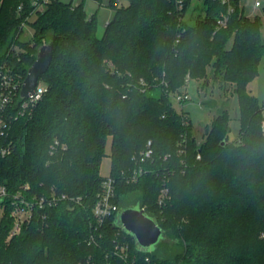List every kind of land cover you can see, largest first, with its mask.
Returning a JSON list of instances; mask_svg holds the SVG:
<instances>
[{
  "label": "trees",
  "instance_id": "1",
  "mask_svg": "<svg viewBox=\"0 0 264 264\" xmlns=\"http://www.w3.org/2000/svg\"><path fill=\"white\" fill-rule=\"evenodd\" d=\"M33 1L0 0V66L23 81L37 47L53 42L38 78L46 92L0 137V148H9L0 155V264H148L146 256L149 264H264V115L248 88L264 53L260 17L229 0L226 24L215 29L226 11L219 0H200L191 11L192 0L181 11L175 0H109L114 14L98 36L84 1L46 0L38 8ZM26 23L32 37L22 41ZM209 77L232 86L239 129L228 138L222 109L197 145L173 97L185 92L186 78L206 85ZM23 100L18 92L10 111ZM105 155L119 209L143 207L162 228L156 251L141 250L116 214L95 223L90 205ZM162 187L169 197L158 205ZM19 190L29 199L54 191L81 202L35 207L9 236ZM117 243L127 246L125 259ZM174 245L180 250L171 252Z\"/></svg>",
  "mask_w": 264,
  "mask_h": 264
},
{
  "label": "rangeland",
  "instance_id": "2",
  "mask_svg": "<svg viewBox=\"0 0 264 264\" xmlns=\"http://www.w3.org/2000/svg\"><path fill=\"white\" fill-rule=\"evenodd\" d=\"M64 3L72 2L76 5L80 1H84V10L87 15L95 14L96 15V34L101 36L107 21L111 19L114 14V9L108 6L109 0H60ZM200 0H192L189 11L194 8ZM254 0H243L245 10L251 8V4ZM261 8L256 12V15L260 17L262 21L261 26V37L264 39V0H260ZM128 0H117L116 4L118 6L126 5ZM244 13V12H243ZM33 18V16H31ZM30 18V19H31ZM32 37V28L26 23L23 25V32L19 37L22 41L31 40ZM17 50H20L19 46L15 47ZM40 84H42L40 82ZM185 92L187 93V99L181 103H176L173 101V105L176 110L183 108L184 111L188 113L191 125L193 127V134L196 139V144L199 145L204 137L206 127L211 122L213 116L217 114L222 109L228 111L230 121H229V133L228 138L233 139L238 134L239 129V106L238 98L235 94H232V86L227 82H222L220 80H212L210 77L206 85H203V80H190L186 78L185 83ZM248 88L258 99V103L262 108V115H264V53H262L260 62L258 64V73L257 76L248 84ZM262 127H264V121H262ZM106 153H109V145L106 146ZM110 172V158L108 155L102 157L99 174L102 177H107ZM3 207H0V217L3 214ZM165 239V235H161L158 243L150 246L148 248L149 252L156 251L158 249L159 242ZM174 248L171 252L180 250L178 245H174ZM159 255L164 254L163 249H159Z\"/></svg>",
  "mask_w": 264,
  "mask_h": 264
},
{
  "label": "built area",
  "instance_id": "3",
  "mask_svg": "<svg viewBox=\"0 0 264 264\" xmlns=\"http://www.w3.org/2000/svg\"><path fill=\"white\" fill-rule=\"evenodd\" d=\"M46 0H34L33 5L38 8L43 2ZM222 4L226 5V11L221 13L216 21L215 29L220 27H224L228 18V14L231 12L232 7L230 5L229 0H219ZM175 5L177 10L181 11L183 7V0H175ZM254 6H260V0L254 1ZM40 81L37 82L34 93L30 95L28 98H25L16 109L15 112L10 111V107L13 103V100L16 94L20 91V87L22 84V80H20L19 76L12 74L8 69L0 66V137L3 136L8 128L10 121L13 118H16L18 115H22L24 111L30 106L35 105V103L41 99L42 95L46 92V85ZM176 103H181L187 99V93L181 92L176 94L173 97ZM58 141L55 140L54 144L51 145V148L56 146ZM149 142L147 145L149 146ZM9 151L8 147L0 148V155L3 156ZM150 149L148 148L144 152V156H149ZM136 175L135 173L133 174ZM24 189L28 188V185L23 186ZM6 196V190L3 185H0V202L4 200ZM115 196V180L112 176L108 175L107 177H103L101 181L100 190L96 193V196L93 200V203L90 205L91 212L93 217L95 218V223H101L105 218L115 215L119 207L117 203L113 201ZM167 188L162 187L159 195L157 197L158 205H162L165 200L168 198ZM62 200H71L76 203L81 202L80 196H71L66 193H57L51 191L48 194L40 195V196H32L30 199L26 198L22 193V190L17 191L14 195V199L12 200V210L11 214L14 218L12 229L9 232V236L16 234L20 231L21 226L30 220L32 215L33 208L43 209L48 206L56 205L58 202ZM143 208V207H142ZM89 239L94 240L93 235L91 234ZM125 244H116L115 249L116 253L121 258H126V248ZM145 262L149 264V257H145ZM134 264V263H131Z\"/></svg>",
  "mask_w": 264,
  "mask_h": 264
},
{
  "label": "water",
  "instance_id": "4",
  "mask_svg": "<svg viewBox=\"0 0 264 264\" xmlns=\"http://www.w3.org/2000/svg\"><path fill=\"white\" fill-rule=\"evenodd\" d=\"M53 42L48 40L40 44L36 49L35 59L27 68L22 81L19 96L21 99L28 98L34 93L38 78L43 74L52 59ZM224 144V141L221 142ZM115 224L119 225L127 233L131 234L137 246L141 250L149 251L148 248L158 243L163 233L154 217L147 215L142 207H124L116 213Z\"/></svg>",
  "mask_w": 264,
  "mask_h": 264
},
{
  "label": "crops",
  "instance_id": "5",
  "mask_svg": "<svg viewBox=\"0 0 264 264\" xmlns=\"http://www.w3.org/2000/svg\"><path fill=\"white\" fill-rule=\"evenodd\" d=\"M255 1V0H254ZM239 3H240V5L242 6V9H243V12H244V14L246 15V16H248V17H254L255 15H256V11L259 9V8H261V2H260V6H254V2L251 4V8L250 9H248L247 11L245 10V7H244V4L245 3H243V0H239Z\"/></svg>",
  "mask_w": 264,
  "mask_h": 264
}]
</instances>
